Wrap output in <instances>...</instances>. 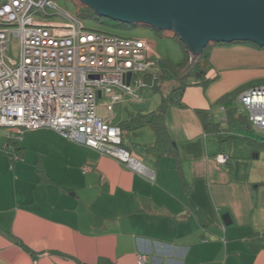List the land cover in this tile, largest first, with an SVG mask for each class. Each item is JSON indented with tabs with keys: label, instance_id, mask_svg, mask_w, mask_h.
<instances>
[{
	"label": "crops",
	"instance_id": "1",
	"mask_svg": "<svg viewBox=\"0 0 264 264\" xmlns=\"http://www.w3.org/2000/svg\"><path fill=\"white\" fill-rule=\"evenodd\" d=\"M220 71L212 67L206 86H188L184 107L168 108L172 152H136L155 141L151 125L125 134L154 180L48 127L0 152V264H140V256L145 264H264V151L251 159L237 141L228 151L197 112L227 127L218 100L255 78L223 82ZM220 152L230 156L225 165Z\"/></svg>",
	"mask_w": 264,
	"mask_h": 264
},
{
	"label": "built area",
	"instance_id": "2",
	"mask_svg": "<svg viewBox=\"0 0 264 264\" xmlns=\"http://www.w3.org/2000/svg\"><path fill=\"white\" fill-rule=\"evenodd\" d=\"M14 40L16 59L9 55ZM154 66L153 47L146 39L91 29L53 0H4L0 5V127L8 128L4 150L15 152L14 143L28 130L48 127L154 180L155 174L123 145L121 128L112 122L115 107L125 98L142 101L140 92L149 86L144 75ZM100 99L105 100L103 105ZM238 99L251 125L264 131V84L243 91ZM215 160L225 165L230 156L220 152ZM146 261L140 256V264Z\"/></svg>",
	"mask_w": 264,
	"mask_h": 264
},
{
	"label": "water",
	"instance_id": "3",
	"mask_svg": "<svg viewBox=\"0 0 264 264\" xmlns=\"http://www.w3.org/2000/svg\"><path fill=\"white\" fill-rule=\"evenodd\" d=\"M80 1L100 16L172 30L186 43L192 59L210 42L250 41L264 47V0Z\"/></svg>",
	"mask_w": 264,
	"mask_h": 264
},
{
	"label": "rangeland",
	"instance_id": "4",
	"mask_svg": "<svg viewBox=\"0 0 264 264\" xmlns=\"http://www.w3.org/2000/svg\"><path fill=\"white\" fill-rule=\"evenodd\" d=\"M53 1L62 10L68 11L71 14L82 18L87 27L91 29L119 34L123 36L146 39L151 43L154 51V58L156 59L168 58L173 62L178 63L184 57L183 47L181 43L174 37L175 33L172 30H162L158 32L152 26L146 24H139L136 26L131 24H126L125 26H114L110 23L101 22L96 17L84 15L83 5L85 4H83L80 0ZM13 43L14 44L11 45L9 55L12 58L16 59L18 56V48L16 47L15 40ZM246 44L247 46L252 45L256 49L240 48L241 44L220 45L216 43L210 47V55L212 66L218 70H221V75H223V78H225L223 82L227 81L228 79L241 81L245 74H247L246 76L252 75L255 78L253 80L250 79L245 81L243 84L235 86V90L232 89L234 103L231 110L233 111L235 116L241 118V123L246 128H249V130H251V133H249V139L241 137L235 139L234 141L230 138L228 139V141L224 142L225 147L228 151H231L229 145L233 144V142L237 141L239 143L245 144L250 158L253 159L256 153H258L259 151H264V145L260 146L259 143L255 142L257 140L264 139V131L256 129L251 125L249 121L248 111L243 106V104L239 102L238 97L243 91L264 84V47H258L252 43ZM140 94L142 96V102L140 104L132 99H128V101L123 102V104H121L120 106L115 107V117L113 120L114 123L123 120L127 116L128 110L136 111L138 109H141L142 111L146 112L155 110L159 107L162 99L161 92L154 91L153 89H151V87L148 86L144 87L141 90ZM104 101V99H100L99 103L103 105ZM125 105H127V109L123 108ZM102 108L103 112H105L103 106ZM218 109H220L219 106ZM221 114L224 116V112H221ZM6 134V128L0 127V139L3 136H6ZM234 150L235 149L233 147V152ZM4 151L5 150H3V147H0V152Z\"/></svg>",
	"mask_w": 264,
	"mask_h": 264
},
{
	"label": "trees",
	"instance_id": "5",
	"mask_svg": "<svg viewBox=\"0 0 264 264\" xmlns=\"http://www.w3.org/2000/svg\"><path fill=\"white\" fill-rule=\"evenodd\" d=\"M3 2L4 0H0V5ZM83 10L84 15L96 17L101 22L110 23L114 26H125L126 24H131L100 16L95 10H93L87 5H83ZM139 24L141 23H134L131 25L136 26ZM154 29L158 32L163 30L157 28ZM174 37L181 43L183 47V59L180 62L175 63L168 58H154L155 66L152 68L151 71L144 75V79L149 84L151 89L162 93V99L159 107L155 110L148 112L131 111L129 113L128 118L116 123L122 131L123 145L132 153L135 151H133L131 146L127 143L125 139V134L127 135L136 133L147 125H151L154 128L156 133V139L155 141L149 144H140L136 152H140L141 154L143 152H156V154L161 155L164 153L172 152L174 150V146L172 145L173 141L166 126V114L168 108L172 103L184 107V103L182 102V95L184 93V90L188 86H206L214 80V78L210 77L209 75L213 67L210 59V47L213 44L218 43L220 45H232L252 43L255 46L262 47L250 41L210 42L204 48L201 55L195 58V60H193L190 54V50L186 43L177 34H175ZM218 102L222 103L224 106V110L226 112L225 124L228 123V126L225 128H217L216 123L214 122L210 112L205 110H197L204 125L208 127L211 125V123H213V125H215L216 127L215 129L217 130V134L221 142H224L225 140H228L230 138H234L237 133L249 139V133H251V130H249V128H246L241 123V118L235 116V114L231 110L234 103L233 91L224 94L222 97H220ZM233 129H235L234 132H232ZM261 141L264 142V139H261ZM14 145L17 147V143H14ZM4 149L5 148L3 147V150ZM20 149V147H17L16 150ZM21 245L26 247L22 243Z\"/></svg>",
	"mask_w": 264,
	"mask_h": 264
}]
</instances>
